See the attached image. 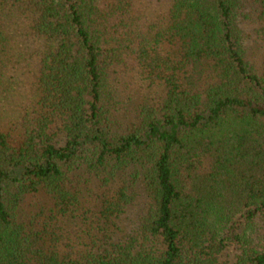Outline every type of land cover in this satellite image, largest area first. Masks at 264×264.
Returning a JSON list of instances; mask_svg holds the SVG:
<instances>
[{"label": "trees", "instance_id": "16d2710c", "mask_svg": "<svg viewBox=\"0 0 264 264\" xmlns=\"http://www.w3.org/2000/svg\"><path fill=\"white\" fill-rule=\"evenodd\" d=\"M0 264H264V0H0Z\"/></svg>", "mask_w": 264, "mask_h": 264}]
</instances>
